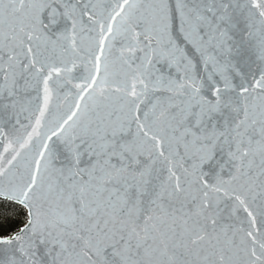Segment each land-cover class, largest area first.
Instances as JSON below:
<instances>
[{
	"label": "snow or ice",
	"instance_id": "1",
	"mask_svg": "<svg viewBox=\"0 0 264 264\" xmlns=\"http://www.w3.org/2000/svg\"><path fill=\"white\" fill-rule=\"evenodd\" d=\"M0 264H264V0H0Z\"/></svg>",
	"mask_w": 264,
	"mask_h": 264
}]
</instances>
